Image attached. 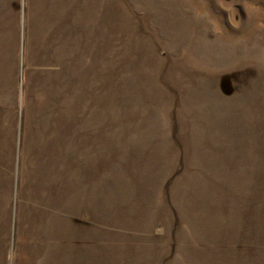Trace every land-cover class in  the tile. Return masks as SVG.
Here are the masks:
<instances>
[{
  "label": "rangeland",
  "instance_id": "374dc122",
  "mask_svg": "<svg viewBox=\"0 0 264 264\" xmlns=\"http://www.w3.org/2000/svg\"><path fill=\"white\" fill-rule=\"evenodd\" d=\"M0 264H264V0H0Z\"/></svg>",
  "mask_w": 264,
  "mask_h": 264
}]
</instances>
